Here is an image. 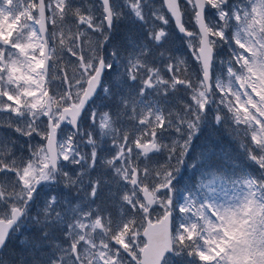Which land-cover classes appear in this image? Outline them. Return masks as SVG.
<instances>
[{
	"label": "snow or ice",
	"instance_id": "snow-or-ice-1",
	"mask_svg": "<svg viewBox=\"0 0 264 264\" xmlns=\"http://www.w3.org/2000/svg\"><path fill=\"white\" fill-rule=\"evenodd\" d=\"M100 7L97 23L93 8L73 0H0V128L28 138L18 156L16 141L0 135V253L12 245L0 264H264V0ZM122 19L140 29L114 41ZM170 20L189 38L195 77L166 56ZM221 46L229 56L217 72ZM57 49L76 60L71 78ZM55 80L67 89L53 92ZM180 86L189 100L167 111ZM226 119L250 138L258 174L217 151L212 136ZM165 129L178 139L161 143ZM109 139L116 152L102 160ZM165 150V165L140 168ZM182 166L199 179L181 183Z\"/></svg>",
	"mask_w": 264,
	"mask_h": 264
},
{
	"label": "trees",
	"instance_id": "trees-1",
	"mask_svg": "<svg viewBox=\"0 0 264 264\" xmlns=\"http://www.w3.org/2000/svg\"><path fill=\"white\" fill-rule=\"evenodd\" d=\"M185 22V21H184ZM190 23V22H189ZM188 23V24H189ZM193 25V23H191ZM187 25V22H186ZM140 29V25L136 24L133 25L130 22V19H124V27L122 20L119 21L117 30L113 33L114 34V41H120L122 38L129 34H135ZM166 31H168L169 36L166 39V41L163 44V48L167 49L166 56L170 55L174 58L179 59V53L181 52L182 48L185 49L181 43V36L174 30V28L167 26ZM171 47V49H170ZM157 52L160 51V49L156 50ZM218 57L222 58L223 60H227L229 56L228 47L225 46L223 49L218 48ZM168 63V60L165 59L163 63H157V67L164 68L165 64ZM165 78L168 77V73H164ZM171 94L167 97V100L169 103L165 105L167 111L180 112L183 108V103L187 102L189 100L188 92L185 90L183 86H180L176 91H171ZM155 98V97H154ZM159 131V130H158ZM207 129L204 130L203 133L199 134V138L195 140V143L198 145L200 144L205 136L207 135ZM233 134L234 137L231 138L230 135ZM135 138V135H133V139ZM174 139H178L177 134L175 133L174 129H165L162 133V137L160 138V142L163 144H171V141ZM212 140L215 143L217 147V151H219L218 148L223 147V152H226L229 154V156L232 158V161L240 166L244 167L247 171H249L251 174L254 173V175L258 174V166L255 165L254 162L248 160L246 153H243L242 156H240L239 152H243L245 150L244 145L248 144V139H246L243 132H240L239 129L236 128V126L231 122L230 119H226L222 124L216 126V130L213 133ZM239 151V152H237ZM168 157V151L165 150L161 153L152 154L150 159L141 158L138 163L141 169H143L145 166H148L149 168H155L159 165H165ZM171 164L175 165L176 160H172L170 162ZM188 163H191V160H188ZM183 176L181 177V183L184 182H192L189 181V177L193 178V180H196V174L190 173L191 169L182 166ZM98 172H96L97 174ZM103 199V198H102ZM109 201H104L101 203L104 206H108L107 203ZM113 217L115 218L117 215L116 213H112ZM12 250V245L10 244L7 249L4 250V252L1 255H4L5 258L7 257V254Z\"/></svg>",
	"mask_w": 264,
	"mask_h": 264
},
{
	"label": "rangeland",
	"instance_id": "rangeland-1",
	"mask_svg": "<svg viewBox=\"0 0 264 264\" xmlns=\"http://www.w3.org/2000/svg\"><path fill=\"white\" fill-rule=\"evenodd\" d=\"M161 2H162V0H156L157 6H159L161 4ZM73 4L75 6H79L80 5V0H73ZM80 6H82L86 11L89 8H93V15L97 17V23L100 22V20L102 19V15H101L102 9L100 7V3L99 2H96L95 0H86V4H84V5L82 4ZM125 11H127V10L125 9ZM47 15H50V13H47ZM184 21H185V25H186V22H187V25L185 27L188 30H190V31H195L196 30L195 28H193V26L191 27V26L188 25V23L191 22V20H190L189 17L186 16L184 18ZM122 22H124V19L122 20ZM169 25L171 27V25H172L171 20L169 22ZM49 27H50V32H52L53 29H52L51 25H49ZM90 35H96V36H90ZM90 35L89 36L92 37L93 39H95V38H102V37H99V34L98 33L93 34V33L90 32ZM113 36H114V34H113ZM188 40H189V38L186 35L181 38V43H182V45H183V47L185 49L182 50L179 53V56H180L179 59H182V60H184L186 62L187 68H188V76L189 77H195V75L197 74V70L199 68V65L196 63L195 58L192 55V50L188 47ZM224 47L225 46H221L219 48L223 49ZM170 49H171V47H170ZM220 60H222V58H220V57L217 56L216 57V71L217 72H219V70H220V63H219ZM56 63H57V66L58 67H63L65 65H67V67H68V75H69L70 78L72 77V75H73L72 69H73L74 64L76 63V60H75L74 57H70L68 54H64L62 56L61 55V52L59 51V49H57V53H56ZM56 75H57V73L56 72H53V76H56ZM181 76L183 78L184 74L181 73ZM56 84H57V80H55V82L51 85V90L53 92H55V91H57V93L58 92H62L64 90H66L67 87H68V85L62 83V87H60V89L58 90L56 88ZM224 111L226 113V110H224ZM6 120H7V117L6 116H0V121L6 122ZM8 131H9V134H7V135L9 136V138L12 139V140H15L16 142L19 141V138H24L25 139V144H23V146L25 148L27 147L28 138L22 137L19 134L15 133V132H12L10 130H8ZM240 132H243V131L240 130ZM0 135H5V134H0ZM136 135H138V133ZM230 137L233 138L234 135L231 134ZM246 139H248V145L251 147L250 138H246ZM39 140H40V138L38 136H35L31 140V143L34 144V145H36V144L39 143ZM111 143L112 142L109 139L108 142H107V144L105 145V151L103 153H101V159L102 160L103 159L110 158L112 155H115L116 149L111 147ZM81 151L89 152L90 153L91 152V149L88 148V147H86V146H84V145H82L81 146ZM237 152H239V151H237ZM239 153H240V156H242L243 153H246V151L244 150L243 152H239ZM16 154L18 156L21 155L20 150H17L16 151ZM24 155H27V153L25 152ZM246 155H247V153H246ZM133 159L135 160V150H134ZM100 171H102V169H101V166H100V162L98 161V163H97V169H96V171L92 172V175L95 176L96 175V172H100ZM108 176L109 177L111 176V173L110 172L108 173ZM0 179H3V176H0ZM198 179H199V173H196V180H198ZM73 203H75V201H73ZM97 204H99L101 206V208L104 209L106 212H111V213L114 212V213H116V215H118V213H119V207L118 206H113L110 201L107 203L108 206H106V207L104 205L102 206L101 200H97ZM95 206L96 205H93V207H95Z\"/></svg>",
	"mask_w": 264,
	"mask_h": 264
},
{
	"label": "flooded vegetation",
	"instance_id": "flooded-vegetation-1",
	"mask_svg": "<svg viewBox=\"0 0 264 264\" xmlns=\"http://www.w3.org/2000/svg\"><path fill=\"white\" fill-rule=\"evenodd\" d=\"M96 2H99L100 3V0H95ZM120 2L122 3L123 2V0H120ZM84 5V4H86V0H80V5ZM79 5V4H78ZM79 5V6H80ZM75 6V5H74ZM102 9V8H101ZM123 20V19H122ZM191 26V25H190ZM123 27H124V22H123ZM192 27V26H191ZM194 28V27H193ZM72 30L75 32L77 29L74 27V24H73V28H72ZM89 35H90V32H89ZM90 36H96V35H90ZM60 87H62V82L60 81V80H57V84H56V88L59 90L60 89ZM55 92H57V91H55ZM0 132L2 133V134H9V131H5V129L4 128H0ZM23 144H25V139L24 138H19V141L18 142H16V151L17 150H20V146L21 145H23ZM219 149V151H221L222 150V152H223V147H220V148H218Z\"/></svg>",
	"mask_w": 264,
	"mask_h": 264
},
{
	"label": "water",
	"instance_id": "water-1",
	"mask_svg": "<svg viewBox=\"0 0 264 264\" xmlns=\"http://www.w3.org/2000/svg\"><path fill=\"white\" fill-rule=\"evenodd\" d=\"M172 21H173V23H174V26L176 27L174 20H172ZM176 29H177V27H176ZM177 31H178V29H177ZM178 32H179V31H178Z\"/></svg>",
	"mask_w": 264,
	"mask_h": 264
}]
</instances>
